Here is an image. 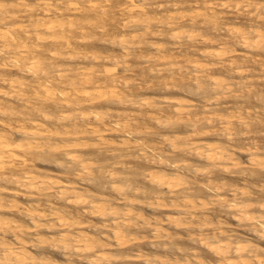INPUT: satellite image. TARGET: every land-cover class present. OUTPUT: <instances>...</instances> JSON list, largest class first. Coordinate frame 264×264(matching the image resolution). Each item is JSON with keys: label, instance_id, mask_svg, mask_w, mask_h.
Here are the masks:
<instances>
[{"label": "rangeland", "instance_id": "374dc122", "mask_svg": "<svg viewBox=\"0 0 264 264\" xmlns=\"http://www.w3.org/2000/svg\"><path fill=\"white\" fill-rule=\"evenodd\" d=\"M1 1L2 0H0V7H3L4 9H1L2 12L0 13L1 16L0 18H2L3 17L2 15L4 14L7 20H5L6 22L4 21L3 23V21L0 19L1 20L0 30H2L3 32L5 31L4 33L6 34L8 33V31H15V29L20 30L22 27L31 28L33 24V22H31L32 20L41 19L40 14L42 12L41 10L44 9V6H42L43 8L41 7L43 3L40 0L39 1L27 0L24 5H20L19 0H13V1L4 0L2 2ZM14 1L17 6H15V4H12V2L14 3ZM63 1L64 0L61 1L52 0L51 4L53 3L52 6L54 8L60 7L53 9L55 11L58 9V13L61 12V15L63 14L65 17L64 18L58 17L57 15L59 14L58 13L54 14L55 13L54 11L50 13L49 16L50 19H44L42 23L43 22L51 23L59 20L70 21V19L77 22L78 20V22L84 23V25H86L85 27H88L89 30H91L90 31L91 33L88 34L89 37L87 39V42H85L86 47L82 49L79 56L75 60L48 59L50 60L47 61L48 63L51 64L53 63L52 64V69L54 70L53 74L56 75L57 74L56 71L59 69H68L71 66H78V65L79 67L85 66L84 67L85 69L88 68L96 72H100L102 73L101 76H108L109 74H111L108 77L112 76L116 79V84H115L117 87L116 93H118L120 97L122 96L124 97L125 103H119L114 101V97L110 95V97H108L107 99L100 100V102L96 103V105L92 104L94 105V107L92 105L91 106L87 105L88 103L86 104V106L83 104L82 109H79L78 110L79 112L76 111L73 114L74 117L76 118L78 117V122H80L82 126L88 125L87 123L92 122L93 126L88 127V129H90L91 127L95 128L97 126L101 130L105 129L104 131L107 132V133L105 132L104 137L103 136L91 137L89 139L91 140L89 143L90 146L84 147V149L83 148L69 149L70 152H73L74 154L78 150L76 155H78V153L81 152L78 156L84 158L85 160L86 159L89 161L92 160L93 169L91 168L92 167L91 166L90 174L84 173L83 176L81 177L76 175V173L78 172L77 170L78 167H76V165L78 164L74 163V161L72 160H68V155L65 156L66 154H64L63 149L61 151L59 150L54 151L53 148H47L46 151L48 153L45 154L44 152L46 151H44L42 155L45 156L38 158L39 161L36 159L37 161H35V163L37 165L38 172H42L40 170L41 168L44 172L48 171L52 173L53 176L56 177V179L58 178V180H60L61 182L70 185L72 184L71 185L72 187L74 188L77 187L82 191H84V194L89 196L90 200L92 199V197H94L93 198L94 201L95 200L103 201L104 198L105 199L108 198L106 200L108 201L107 202L108 205H110L111 208H115L113 206H116V210L119 212L120 215L118 214L116 216L110 215L111 217L103 216L106 217L105 219L103 217L100 218V216H94L90 212V206L85 208V206L77 207L78 205H74L73 203H70L71 204L70 205L69 202L67 203V201H64L60 199L58 196H56L54 192L50 193L51 196L48 195L47 192L46 193L44 192L45 193L44 195L43 193H37L36 191L34 192L27 190L21 186L16 185V183L14 184V182L12 183L11 181L8 180L5 181L0 179V193L4 203H6L9 206L18 205L20 206V210L21 209L23 210L25 207L32 206V204L44 206L46 208H48L50 205L54 206L55 204V207L59 206L64 210L67 211L70 210L69 212L72 214L71 217L73 218L80 216V219L83 220L84 222L83 224L84 226H81L82 227L81 229L84 230V233L85 231H87L86 233L90 237L93 236L94 238L96 237L100 240H102L103 238L104 242H106L105 240L108 239V236L111 233V231H109L108 233L109 230L108 227L113 225L116 219L117 220L121 219L120 221H122L123 219H128V216L126 215L131 210L133 214H132V218L129 219V221L134 220L132 222L134 224L136 223V225L138 226L137 228L131 227L128 228L129 230H127L128 231L127 236H129L128 239L131 240L130 241L131 243L129 242L128 245L129 247H127L126 249H118L119 247L117 246V242L115 240L110 239L109 243L111 244V246H108V248L105 247L106 249H104V251L108 255L111 254L113 255L114 253L116 255L121 253V251L122 253H124L123 250L127 254L133 256L135 255L138 256V254H143L146 256V258L148 257V259H151L150 260L151 263L149 264H153L154 262H155L154 264H157L158 262H159L158 264H168V263L177 264L179 262L182 264H186L187 261H190V259L191 261H193L198 256L200 260L203 261V264L205 262H206L205 264H218L217 262L219 258L216 257L213 253L209 252V250L199 240L200 237L206 238L208 236L213 235V233H217L221 230L224 231L226 230L225 231L226 236L227 235L233 236L234 237L233 239L236 241V244L238 241H241L242 244L247 243L246 245H251L254 247L258 246L261 248V251H264V246H263L264 238H261L263 236L261 232L259 234L260 237H258L259 229L261 227V224L259 223L262 222L264 223V199H263L264 198V156H263L264 155V132H263L264 131V124H263L264 123V102H263L264 101V68H263L264 50H262L263 48L257 50L256 48L254 50L249 47L246 48L242 44V42H240L241 38L236 37V35L233 34L232 32L233 30H237V31H248L252 33L253 32L252 30H254L256 27L258 29L261 28V30L264 32V16H263L264 0H227V1L226 0H204V1L203 0H169V1L168 0H147V1L146 0L144 1L143 0H139V1L110 0L109 3H107L108 4L107 7L109 9L105 8V11L107 10L106 14L101 13L102 15H100L99 13H91L89 14L88 17L84 16V14H81L77 17L71 14L72 12H69L66 9V7L70 9L68 4L66 3L67 0L64 1V3ZM210 2L213 3L212 7L214 11H216L213 12L219 15L217 19L214 18L215 19L214 21L213 18L211 17L212 13H209L212 11L211 8L209 7L211 5ZM258 6H260V9ZM131 7H138L142 11L140 13L138 12L139 14L137 12L132 14H129L128 12L123 13L124 8L128 9ZM257 7H258L257 10H261V11L258 12L256 10ZM38 11L40 12L38 13ZM5 12H9L10 15L7 13H6L7 15H5ZM185 12L190 14L187 15L185 14ZM193 12L196 14H194ZM205 12L207 13V15L205 16H208L209 20L207 18H203L201 15L197 16V13L205 14ZM141 13L148 15H142ZM12 14L14 16H11ZM253 14L255 15L253 16ZM257 14H261V15L257 16ZM34 15L37 17H35ZM98 15H100L101 19H98L99 18ZM128 17L132 19H129ZM8 19L11 20L9 21ZM210 19L212 21H210ZM86 20H88L89 22ZM133 20H137V21L134 22ZM165 20L166 23H164L163 25V23L161 22H164ZM132 22L137 23V25L134 23L132 24ZM17 23H19L20 26L21 25L22 26L18 27L19 24L17 25ZM22 23H24V25ZM123 23L128 24L125 25L127 26L125 28H127L129 32H127L128 30L123 27L124 25ZM2 24L5 25L3 26ZM100 24H102L103 26ZM104 25H109L110 27L107 26L106 29ZM116 25L120 28H118ZM214 26L215 29H213ZM99 29L102 30L100 31ZM144 32L145 34H143ZM123 35H125V37H123ZM175 35H177V38H175ZM108 36H110L109 37L110 39L108 38ZM134 36H136V38H134ZM141 36L145 38H142ZM113 37L114 39H112ZM126 37L128 44H122L121 39L124 38L126 39ZM8 38H9V33L5 39ZM141 38L142 40L143 39L144 40L141 41ZM235 41L239 43H236ZM119 44L121 45L119 46ZM127 45L128 48L126 47ZM2 46H3V40L0 39V49ZM48 47L52 49L51 46ZM48 47L47 49L49 50ZM159 47H161V50ZM224 47L230 51L231 49L232 51L235 50L236 51V52L234 51L235 54H233L234 53L233 52L232 54H229L226 58L223 59L222 58L217 59L216 57L214 58V56L213 58H210L211 56L210 57L207 56L205 58L204 56H202V52H205L207 50L215 51L217 49ZM125 51L128 52L126 53ZM128 53H130L131 56ZM1 55L4 54L0 53V61L4 62V60H1V57H3ZM192 56H194V58L199 60L201 65H203L206 68L204 67L202 68L201 65L196 67L195 64L187 63L186 60L189 58H193ZM174 61L177 62L174 63ZM9 68L4 69V71L0 69V72L1 71L4 72L5 77L6 78L8 77L7 78L8 80L10 78L12 80H15L14 79L16 77L15 75L18 74L19 75L22 74L21 76L27 79L28 78L35 79V76L43 75L39 71V69L41 70L42 67L41 66L34 67L35 68L34 69L32 67V64L27 65L22 71H18V74L16 73L17 72L16 70L14 71L11 68L10 69ZM29 68H32L34 71H36V73L34 71L29 72ZM239 69L241 70L242 73L239 71ZM238 71L240 74L238 73ZM11 72L14 73L11 74ZM106 72H109L108 75ZM9 74H11L12 77ZM216 78L218 80L221 79L225 80L224 82H226L228 87L231 88L227 87L229 90L226 88V90H224L225 92L224 91L217 92L214 89L215 86H213L214 79ZM9 85L11 86L12 84L10 82L1 83V87H3L4 89L6 87L10 88ZM9 88L7 89L8 91ZM179 98L183 99L185 103L194 104L195 106H197V108L191 110L192 112L190 111L191 117L187 112L183 114L184 117L182 118L178 117V114L176 112L177 107L171 103L173 102V100ZM130 100H132V102H130ZM207 104L209 106H207ZM95 111L109 113L108 116L110 117L107 116V119H104L103 122L100 124V122L95 121V118H93L94 115L92 113H94ZM193 112H195V115L196 114L198 115L195 116ZM54 116L52 117L53 121L49 122V124L52 126V128H49V130L53 132H55L56 129H59L56 127L62 123V122H57V118L56 117L54 118ZM84 117H86V119ZM227 117L228 119L231 118L230 122H232L230 123L228 129H226L225 126ZM14 119H16V117ZM126 119L127 122H130L132 125H136V127L134 126L131 134L129 133L124 134V132H120V131L111 132L110 134L108 130L117 129L116 128L117 124H121V123L125 124ZM193 120H196L197 122ZM195 122L198 124H196ZM63 123H65L67 126L71 125V121L63 122ZM223 128L225 131L223 130ZM70 130H72V128H70ZM11 138L15 140H21L19 134L18 135L14 134L13 136L11 135ZM53 138L54 139L50 141L51 143L50 146L58 143L63 145L64 143L65 144L67 142L71 143L73 141L72 139H68L66 141L65 139L61 140L62 137L59 136L58 137L54 136ZM125 139H128V141L130 140V142L129 145L123 146L122 142ZM102 140L107 144H103ZM168 140L170 142H168ZM172 140L174 141L173 142L174 145L173 143H171ZM195 142L196 144L200 143L204 145L210 144V146L214 145V147L216 146L222 147L224 145L223 148H227V150L231 153L232 160L211 162L206 160V158L195 156L196 153L192 151L195 150V146H194ZM93 144L96 145V147H93L94 146ZM190 148L192 150H190ZM252 149L253 151H251ZM69 150H67V152ZM49 151L51 153L53 152L54 154L53 153L51 154ZM254 151L257 153V156L255 155L256 153L254 154ZM21 155L25 156L24 152H22ZM52 155L54 156V158ZM51 158L53 160L55 159V161L51 160ZM56 158L59 163L56 162ZM27 159H29V157H27ZM43 159H45L46 161H43ZM48 159H50L51 161ZM78 169H81V167ZM75 170L77 171L75 172ZM92 170L93 171L95 170V172H93ZM170 173L171 175H169ZM91 174L94 175L95 178ZM112 174L115 175L114 178L118 177V180L112 178L111 177ZM85 175H87L88 177L90 175L91 180H89L88 177H84ZM158 175L159 176L168 175L169 177L171 176L174 178L177 177L178 179H176L175 181L177 182L176 185L177 184L178 185L174 189L175 191L170 193V191L167 189L166 186L160 185V183L157 182L158 179L155 180L154 178L155 176ZM92 179L93 180L96 179V180L93 182ZM125 180L127 182H125ZM118 181L120 183H117ZM117 185H120L122 190H118L120 187ZM191 190H193V192ZM242 191L247 195L244 196ZM173 194L176 195L173 196ZM186 195L196 200L197 202L196 210L191 207H188L187 209V207L184 205V202L182 201L181 198H184ZM32 196H34L35 201ZM14 197H16L17 199ZM125 197H128L130 202L131 201L133 202L131 203V205L133 204L132 206H130V203L128 201L124 200ZM158 198L161 200H159ZM173 199L174 201H172ZM157 200H159L160 202H158ZM19 201L21 202V205ZM39 201H41L40 204L38 203ZM171 201L174 202V204L178 207H174L173 206L174 204L172 203L171 205L172 207L170 206L169 209V204H171ZM249 201L252 203V205ZM156 202L160 203V208H159V204ZM162 204H164L165 209H163V207L161 208ZM224 204L225 206L228 204L226 206L227 207L226 209L224 208ZM165 205H167L168 208H166L167 206ZM179 206L180 207L182 206L183 209L180 208ZM238 206L240 207L247 206L245 210L246 213L242 214V212L238 211L237 209ZM184 207L187 210L184 209ZM84 209L87 210L85 211ZM132 209H134V212ZM189 210L192 213H193L192 210L198 212L196 213L194 211L195 214L193 213L194 215H192L190 214L191 212ZM16 212L17 210L14 209L11 210L7 209L6 211H4L5 215L12 214V216H10L9 219L18 220L19 221L18 224H23L25 226L28 225L30 227H33V224L31 223L29 218H27L23 214H19ZM91 214L93 216H91ZM246 217H249L248 219L250 221L248 219L245 220ZM256 218L259 221H256ZM175 221H179L178 223L179 224L181 223V225L183 224V226H180L178 224L176 225ZM222 221L225 222L223 223ZM252 221H255L256 223ZM87 222L89 224L94 222V224L92 223V225H89L87 224ZM161 222H163V224ZM184 223L185 224L187 223V225L185 226ZM251 224H253V227L249 228V226H252ZM258 225H260V227ZM252 228L253 231L258 230L256 231L258 233L254 234L255 232L252 231ZM56 229H55L56 231L41 230L40 233L43 236V238L45 237L52 238V237H56L57 234H58L57 237H59L60 235L66 232V230H63L59 226ZM58 229L59 230L61 229L60 231L62 233L61 232L58 233L59 231ZM81 229L79 230L75 229L76 232L75 230L74 231L71 230L70 233L72 232L73 234H75L79 232ZM105 229L107 230L105 231ZM102 232L103 234H106V236L103 235ZM192 235L195 236L196 238L192 237ZM11 236L12 235H7L5 240L7 242L9 241L8 244L10 243L16 245L17 242L15 237L14 236L11 237ZM25 237H26V241L30 240L29 245L27 243V248H25L27 251L26 250L25 251L28 254L32 253L37 257L40 258L42 257V259H45V262L47 261L46 264L57 263L56 262L57 260L59 264H67L68 262H69L68 264H71V262L72 264L74 263L89 264L88 260L81 254L82 252L77 253L75 251L73 252L64 251L63 249H61L60 246H56L54 243L52 244L49 243L50 246L48 244H41L38 240H35L36 239L35 236L30 237L29 235H26ZM136 237L141 239H138ZM143 238L145 242L144 241L141 242ZM134 239L136 240V242ZM170 239H172L171 241L172 244H170L171 242H169ZM196 239L197 241H195ZM247 239H249L250 241ZM247 241H249V244ZM252 242L253 244H251ZM112 244L115 245L112 246ZM38 246L40 248H38ZM54 247H58V248L55 249ZM148 253L150 254V256ZM194 253L196 254L194 255ZM68 254L71 255V257ZM151 254L153 258H150ZM80 255L81 258L83 257L84 258L80 259ZM159 256L162 257L160 258ZM177 256L181 261L177 260L178 259ZM262 256H264V252L262 253ZM192 257L194 258L192 259ZM261 258L264 260L263 257ZM166 260L167 261L170 260V262H167ZM61 261H63V263ZM122 262H126V261L123 260ZM139 262L140 261L136 262V260L135 261L133 260L132 263L130 264H147L145 263V261L144 262L142 261L140 263ZM120 264L123 263L120 262Z\"/></svg>", "mask_w": 264, "mask_h": 264}, {"label": "bare ground", "instance_id": "6f19581e", "mask_svg": "<svg viewBox=\"0 0 264 264\" xmlns=\"http://www.w3.org/2000/svg\"><path fill=\"white\" fill-rule=\"evenodd\" d=\"M4 1V0H2ZM1 1V2H2ZM13 1V0H11ZM27 0H19V4L20 5H24L25 2ZM32 1V0H31ZM35 1H39V0H35ZM44 6V9L41 10V19H37V20H32L31 22H33L32 27L30 28H21L20 30L15 29V31H8L9 33V38L5 39L8 36V33H4L2 30H0V39L3 40V46L0 49V53H3L4 55H1L3 57H1V60H4V62L0 61V69H2V71H4V69L6 68H11L12 70H16L17 74L18 71H22L27 65L32 64V67H39L41 66L42 69L39 71L41 72V76H35V79H27L24 78L21 75H15L16 77L14 78L15 80H12L11 78L8 80L5 77L4 72H0V179L5 180V181H11L12 183L14 182V184L16 183V185L21 186L27 190L30 191H36L37 193H43L45 195V193L47 192L48 195H50V193L54 192L56 194V196H58L60 199L67 201V203H73L74 205H78L79 206H85L88 207L90 206V212L94 215V216H100V218H102L103 216H112V215H120L119 212L116 210V206H113L115 208H111L110 205H108V201H106L107 199L104 198L103 201H99V200H95L94 201V197H92V199L90 200L89 196H87L86 194H84V191H82L79 188H74L72 187L70 184L61 182L60 180H58V178L56 179V177L53 176L52 173L48 172H44L41 168L40 170L42 172H38L37 170V165L35 163V161L38 160V158L40 157H44L42 155V153L44 151L47 150V148H53L54 151H61L63 149L64 154H66L65 156L68 155V160H72L74 161V163L78 164L76 165L77 170H78V174L76 173V175H78L79 177L83 176V174L87 173L90 174L91 170L90 167L93 169V162L92 160H85L82 157H79L78 155L81 153L74 154L73 152H70V148H78V149H84V147H88L90 146V141L89 140L91 137H104V134L106 131L101 130L100 128H98L97 126L95 128H90L88 129V127L93 126L92 122L87 123L88 125L82 126V124H80V122H78V117H74V113L76 111H78L79 109H82V105L84 104L86 106L89 105L91 106L92 104H95L100 102V100L102 99H107L108 97H110V95H112L114 97V101L119 102V103H125L124 102V97H120V95H118V93H116V79L112 76L108 77V73L106 72L108 76H101L102 73L100 72H96L92 69H88V68H84V67H79L78 66H71L68 69H59L56 71V75L53 74L54 70L52 69V64L48 63L47 61H50L48 59H71V60H75L80 52L82 51L83 48L86 47L85 42H87L88 39V34H90L91 30H89L88 27H85L86 25H84V23L82 22H77L74 20L67 21V20H59L56 22H49V23H42V21L44 19H50V13L54 12L55 8H60V7H53L51 4L52 0H40ZM59 1V0H57ZM61 1V0H60ZM66 1V0H64ZM63 1V3H64ZM110 0H67L66 3L68 4V6L70 7V9H68L66 7V9L69 12H72L71 14L75 15L76 17L84 14V16L88 17L89 14L91 13H99L100 15L106 14L107 10L105 11V8L107 7V3H109ZM118 1V0H117ZM139 1V0H138ZM144 1V0H143ZM147 1V0H146ZM169 1V0H168ZM204 1V0H203ZM227 1V0H226ZM55 2V1H54ZM254 2V1H252ZM5 3V2H4ZM11 3V2H10ZM59 3V2H58ZM62 3V2H61ZM62 3V4H63ZM106 3V4H105ZM111 3V2H110ZM117 3V2H116ZM207 3V2H206ZM3 4V3H2ZM12 4H15L12 2ZM18 4V3H17ZM32 4V3H31ZM37 4V3H36ZM174 4V3H173ZM209 4V3H208ZM210 8H211V12L212 13L211 17L213 18V21L215 20L214 18H218L219 15H217V13H214L216 11H214L213 9V3L210 2ZM228 4V2H227ZM39 5V4H38ZM64 5V4H63ZM143 5V4H141ZM15 6H17L15 4ZM140 6V5H139ZM20 7V6H18ZM150 7V6H149ZM225 7V6H224ZM247 7V6H246ZM250 7V6H249ZM255 7V6H254ZM260 9V6H258ZM258 7L256 8V10L258 9ZM17 8V7H16ZM15 8V9H16ZM23 8V7H22ZM43 8V7H42ZM41 8V9H42ZM54 8V9H53ZM146 8V7H145ZM173 8V7H172ZM222 8V7H221ZM248 8V7H247ZM1 9H4L3 7H0V13L2 12ZM109 9V8H108ZM137 9V10H136ZM144 9V8H143ZM207 9V8H206ZM19 10V9H17ZM16 10V11H17ZM117 10V9H116ZM136 10V11H135ZM217 10V9H216ZM245 10V9H244ZM6 11V10H5ZM10 11V10H9ZM14 11V10H13ZM25 11V10H24ZM142 10L138 7H131V8H124L123 13H140ZM198 11V10H197ZM203 11V10H202ZM214 11V12H213ZM224 11V10H223ZM258 12L261 10H257ZM12 12V11H11ZM18 12V11H17ZM40 11H38L39 13ZM60 12V11H59ZM111 12V11H110ZM109 12V13H110ZM145 12V11H144ZM187 12V11H186ZM185 14H190V13H186ZM200 12V11H199ZM4 13V12H3ZM10 15L9 12H5V15L7 14ZM13 13V12H12ZM25 13V12H24ZM37 13V14H38ZM58 13V9L55 11L54 14ZM63 13V12H62ZM116 13V12H114ZM113 13V14H114ZM122 13V12H121ZM138 13V14H139ZM194 13V12H193ZM202 13V12H201ZM201 13H197V16L201 15L203 18H207L208 16L207 13L205 12V14H201ZM257 13V12H256ZM255 13V14H256ZM14 14V13H13ZM11 16H14V15ZM33 14V13H32ZM59 15H57L60 18H64L65 16L62 14L61 12L58 13ZM112 14V15H113ZM142 14V13H141ZM196 14V13H194ZM253 14V16L255 15ZM2 15V14H1ZM96 15V14H95ZM94 15V16H95ZM100 15H98V19L100 18ZM142 15H148V14H142ZM192 15V14H191ZM209 15V14H208ZM260 16L261 14H257V16ZM3 17L0 18L3 23L5 20H7V18L4 16V14L2 15ZM10 16V17H11ZM32 16V15H31ZM35 16V15H34ZM127 16V14H126ZM125 16V17H126ZM264 16V15H263ZM1 17V16H0ZM8 17V16H7ZM9 17V18H10ZM26 17V16H25ZM37 17V16H35ZM68 17V16H66ZM93 17V16H92ZM104 17V16H102ZM116 17V16H115ZM118 17V16H117ZM130 17V16H129ZM128 17V18H129ZM133 17V16H131ZM135 17V16H134ZM150 17V16H149ZM148 17V19H149ZM169 17V16H167ZM252 17V14H251ZM250 17V18H251ZM262 17V16H261ZM15 18V17H14ZM71 18V17H69ZM75 18V17H74ZM72 18V19H74ZM97 18V16H96ZM123 18V17H122ZM145 18V17H143ZM171 18V17H170ZM28 19V18H27ZM34 19V18H33ZM78 19V18H77ZM90 19V18H89ZM104 19V18H103ZM132 19V18H129ZM135 19V18H134ZM221 19V18H220ZM261 19V18H260ZM259 19V20H260ZM0 20V21H1ZM9 20V19H8ZM11 20V19H10ZM9 20V21H10ZM25 20V19H24ZM54 20V19H52ZM76 20V19H75ZM92 20V19H91ZM113 20V19H112ZM138 20V19H137ZM137 20H133L134 22H136ZM144 20V19H143ZM156 20V19H155ZM164 20V19H163ZM206 20V19H205ZM209 20V19H208ZM88 21V20H86ZM97 21V20H95ZM106 21V19H105ZM114 21V20H113ZM125 21V20H124ZM139 21V20H138ZM151 21V19H150ZM158 21V20H157ZM210 21H212L210 19ZM6 22V21H5ZM30 22V23H31ZM89 22V21H88ZM87 22V23H88ZM92 22V21H91ZM132 22V24L134 23ZM142 22V20H141ZM193 22V21H192ZM205 22V21H204ZM121 23V22H119ZM166 23V20L164 22ZM19 23H17L18 25ZM24 25V23H22ZM117 24V23H116ZM124 24V23H123ZM127 24V23H126ZM126 24L123 25V27H127L125 26ZM137 25V23H134ZM3 25V24H2ZM1 25V26H2ZM5 25V24H4ZM3 25V26H4ZM8 25V24H6ZM15 25V24H14ZM16 25V26H17ZM102 25V24H100ZM128 25V24H127ZM176 25V24H175ZM20 26V24L18 25V27ZM22 26V25H21ZM20 26V27H21ZM103 26V25H102ZM105 28L109 25H104ZM117 26V25H116ZM208 26V25H207ZM211 26V25H210ZM218 26V25H217ZM14 27V26H12ZM96 27V26H95ZM118 27V26H117ZM220 27V26H219ZM226 27V26H225ZM115 28V27H114ZM120 28V27H118ZM129 28V26H128ZM218 28V27H217ZM230 28V27H229ZM94 29V28H93ZM92 29V30H93ZM104 29V28H103ZM107 29V28H106ZM127 29V28H125ZM215 29V26L214 28ZM11 30V28H10ZM100 30V29H99ZM102 30V29H101ZM100 30V31H101ZM105 30V29H104ZM128 30V29H127ZM228 30V29H227ZM123 31V30H122ZM182 31V30H180ZM184 31V30H183ZM186 31V30H185ZM220 31V30H219ZM232 31V30H231ZM253 34L251 32L248 31H237V30H233V34L236 35V37L241 38L242 44L247 48H251V49H260L263 48L262 50H264V32L260 29H258L257 27L252 30ZM129 32V30L127 31ZM148 32V31H147ZM93 33V32H92ZM112 33V32H111ZM126 33V32H125ZM157 33V32H156ZM183 33V32H182ZM181 33V34H182ZM140 34V33H139ZM145 34V32L143 33ZM141 34V35H143ZM200 34V33H199ZM218 34V33H217ZM238 34V35H237ZM107 35V34H106ZM138 35V34H136ZM178 35V34H177ZM177 35H175V38H177ZM145 36V35H143ZM191 36V35H190ZM196 36V35H195ZM209 36V35H208ZM233 36V35H232ZM231 36V37H232ZM253 36V37H252ZM110 36H108L109 38ZM120 37V36H119ZM123 37H125V35H123ZM142 37V36H141ZM224 37V36H223ZM222 37V38H223ZM122 38V37H121ZM134 38H136V36H134ZM145 38V37H142ZM141 38V41H143ZM192 38V37H191ZM209 38V37H208ZM238 38V39H239ZM110 39V38H109ZM114 39V37L112 38ZM185 39V38H184ZM212 39V38H210ZM230 39V37H229ZM236 39V38H235ZM237 39V40H238ZM120 40V39H119ZM196 40V39H195ZM209 40V39H208ZM234 40V39H233ZM112 41V40H109ZM182 41V40H181ZM206 41V39H205ZM122 44H128L127 41V37L126 39H121ZM131 42V40H130ZM140 42V41H137ZM208 42V41H207ZM205 42V43H207ZM213 42V41H211ZM216 42V41H214ZM219 42V41H218ZM236 43H239L237 41H235ZM88 44V43H87ZM133 44V43H131ZM241 44V45H242ZM2 45V44H1ZM121 44H119L120 46ZM208 45V44H207ZM212 45V44H211ZM225 45V44H223ZM48 46H51L52 49H50ZM88 46V45H87ZM132 46V45H131ZM136 46V45H135ZM139 46V45H138ZM227 46V44H226ZM229 46V45H228ZM235 46V45H234ZM47 47L49 48V50L47 49ZM128 48V45L126 46ZM142 47V46H140ZM230 47V46H229ZM232 47V45H231ZM123 48V46H122ZM121 48V49H122ZM126 48V49H127ZM161 50V47H159ZM242 49V48H241ZM245 49V48H244ZM250 49V50H251ZM125 50V49H124ZM123 50V51H124ZM205 50V49H204ZM163 51V50H162ZM161 51V52H162ZM165 51V50H164ZM176 51V50H175ZM235 51V50H234ZM234 51L227 50V48H220L217 49L215 51H205L202 52V56L207 57V56H211L210 58H214L216 57L217 59L219 58H226L229 54H232ZM126 52V51H125ZM128 52V51H127ZM126 52V53H127ZM131 52V51H130ZM152 52V51H151ZM236 52V51H235ZM235 52L233 54H235ZM159 53V52H157ZM165 53V52H164ZM167 53V52H166ZM239 53V52H238ZM130 55V53H128ZM152 54V53H151ZM161 54V53H159ZM253 54V53H252ZM261 54V53H260ZM123 55V53H122ZM166 55V54H165ZM247 55V54H245ZM255 55V54H254ZM131 56V55H130ZM164 56V55H163ZM191 56V55H190ZM264 56V55H263ZM124 57V56H123ZM127 57V56H126ZM125 57V58H126ZM153 57V56H152ZM155 57V56H154ZM170 57V56H169ZM193 58H189L186 60L187 63L190 64H195L196 67L200 66L201 63L199 62V60H197L196 58H194V56H192ZM246 57V56H245ZM120 58V57H119ZM118 58V59H119ZM163 58V57H162ZM168 58V57H167ZM171 58V57H170ZM203 58V59H204ZM169 59V58H168ZM208 59V58H207ZM221 59V60H222ZM233 59V58H232ZM231 59V60H232ZM95 60V59H94ZM115 60V59H114ZM165 60V59H163ZM235 60V59H234ZM33 61V62H32ZM53 61V60H52ZM217 61V60H216ZM96 62V61H95ZM177 61H174V63ZM215 62V61H214ZM219 62V61H218ZM74 63V62H73ZM236 63V62H235ZM55 64V63H54ZM61 64V63H60ZM59 64V65H60ZM86 64V63H85ZM91 64V63H90ZM121 64V63H120ZM162 64V63H160ZM232 64V63H231ZM89 65V64H88ZM108 65V64H106ZM125 65V64H124ZM212 65V64H211ZM9 66V67H8ZM112 66V65H111ZM202 68L204 67L203 65H201ZM60 67V66H59ZM87 67V66H86ZM132 67V66H131ZM9 68V69H10ZM206 68V67H204ZM227 68V67H226ZM242 68V67H241ZM264 68V67H263ZM35 69V68H34ZM104 69V68H103ZM196 69V68H195ZM6 71V70H5ZM34 71L32 68H29V72ZM103 71V70H102ZM239 71L241 72V70L239 69ZM238 71V73H239ZM243 71V70H242ZM245 71V70H244ZM250 71V70H249ZM26 72V71H25ZM28 72V73H29ZM36 73V71H34ZM104 72V71H103ZM126 72V71H125ZM14 72H11V74ZM22 73V72H21ZM177 73V72H176ZM231 73V72H230ZM242 73V72H241ZM11 74H9L11 76ZM24 74V73H23ZM180 74V73H179ZM202 74V73H201ZM240 74V73H239ZM244 74V73H243ZM37 75V74H36ZM105 75V74H104ZM156 75V74H155ZM227 75V74H226ZM252 75V74H251ZM8 76V75H7ZM12 77V76H11ZM18 77V78H17ZM242 78V77H241ZM221 79V78H220ZM31 80V81H30ZM234 80V79H233ZM225 80H218L217 78L214 79V84L213 86L214 89L218 92L220 91H224L226 90V88L228 87V85L226 84V82H224ZM10 82L12 85L9 88V91L7 90L8 88L6 87L5 89L3 87H1V83H7ZM202 82V81H201ZM229 82V80H228ZM237 82V81H236ZM251 82V81H249ZM36 84V85H35ZM205 85V84H204ZM246 85V84H245ZM249 85V84H248ZM247 85V86H248ZM5 86V84H4ZM232 86V85H231ZM234 86V85H233ZM231 88V87H228ZM227 88V89H228ZM250 89V88H249ZM149 90V89H148ZM229 90V89H228ZM225 92V91H224ZM175 93V92H174ZM148 94V93H147ZM208 95V94H207ZM221 95V93H220ZM228 95V94H227ZM183 96V95H182ZM219 96V95H218ZM137 97V96H136ZM180 97V96H179ZM196 97V96H195ZM200 97V96H199ZM202 97V96H201ZM206 97V95H205ZM249 97V96H248ZM241 98V97H240ZM241 100V99H240ZM259 100V99H258ZM263 100V99H262ZM152 101V100H151ZM168 101V100H167ZM249 101V100H248ZM129 102V100H128ZM130 102H132V100H130ZM187 102V101H186ZM244 102V101H243ZM264 102V101H263ZM248 103V102H247ZM259 103V102H258ZM171 104H174L177 107V114L179 118L184 117L183 114L185 112H187L190 114V111L194 108H197V106H195L194 104H188L185 103V101L183 99H175L173 100V102ZM243 104V103H242ZM262 104V103H261ZM105 105V104H104ZM114 105V104H113ZM148 105V104H147ZM94 107V105H92ZM207 106H209L207 104ZM241 107V106H240ZM224 108V107H223ZM227 108V107H226ZM229 108V107H228ZM239 108V107H238ZM243 109V108H242ZM244 110V109H243ZM59 111V112H58ZM231 111V110H230ZM79 112V111H78ZM163 112V111H162ZM192 112V111H191ZM86 113V112H85ZM84 113V114H85ZM88 113V112H87ZM91 113V112H90ZM197 113V112H196ZM94 115L93 118H95V121L100 122V124L103 122L104 119H107V116L109 115V113H104V112H94L92 113ZM193 114L195 115V112H193ZM55 115V116H54ZM86 115V114H85ZM88 115V114H87ZM193 115V116H194ZM198 115V114H196ZM195 115V116H196ZM54 116V118H57V122H62L59 126H55L56 129L55 132L49 130V128H52V126L49 124L50 121H53L52 117ZM188 116V115H187ZM16 117V119L14 118ZM110 117V116H108ZM177 117V120H178ZM191 117V116H190ZM86 119V117H84ZM88 118V116H87ZM126 118V117H125ZM124 118V119H125ZM230 118V117H229ZM90 119V118H89ZM123 119V117H122ZM129 119V118H127ZM126 119V123L125 124H117L116 128L117 129H111L108 130L111 134V132H115V131H120V132H124V134H131V132L133 131L134 126L136 127V125H132L130 122H127ZM185 119V118H184ZM190 119V118H189ZM231 119V118H230ZM230 119L226 120V129L229 128L230 123ZM249 119V118H248ZM83 120V119H82ZM131 120V119H130ZM152 120V119H151ZM223 120V118H222ZM241 120V119H240ZM71 121V125H66L63 122H70ZM85 121V120H84ZM83 121V122H84ZM120 121V120H119ZM118 121V122H119ZM196 121V120H193ZM197 122V121H196ZM195 122V123H196ZM120 123V122H119ZM222 123V122H221ZM240 123V122H239ZM95 124V123H94ZM97 124V123H96ZM99 124V125H100ZM105 124V123H104ZM112 124V123H111ZM116 124V122H115ZM184 124V123H183ZM198 124V123H196ZM254 124V123H253ZM262 124V123H261ZM264 124V123H263ZM110 125V124H109ZM185 125V124H184ZM222 125V124H221ZM197 126V125H196ZM54 127V128H55ZM187 127V126H186ZM62 128V129H61ZM70 128H72V130H70ZM225 128V127H224ZM223 128V130H224ZM256 129V128H255ZM142 130V129H141ZM225 131V130H224ZM255 131V130H254ZM259 131V130H258ZM176 132V131H175ZM186 132V131H185ZM191 132V131H190ZM264 132V131H263ZM57 133V134H56ZM107 133V132H106ZM139 133V132H136ZM182 133V132H181ZM210 133V132H209ZM14 134L18 135L21 137V140H15L13 138H11V135L13 136ZM134 134V133H133ZM188 134V133H187ZM251 134V133H250ZM245 135V134H244ZM54 136H59L62 137L61 140H68V139H72L73 141L71 143L67 142L66 144L64 143L63 145H61L60 143L58 144H53L52 146H50V141H52L54 138ZM168 136V135H167ZM141 137V136H140ZM200 137V136H199ZM125 138V137H124ZM218 138V137H217ZM57 139V138H55ZM173 139V138H172ZM224 139V138H223ZM238 139V137H237ZM246 139V138H245ZM234 140V139H233ZM242 140V139H241ZM247 140V139H246ZM255 140V139H254ZM108 141V140H107ZM203 141V140H201ZM222 141V140H221ZM250 141V140H249ZM103 142V140H102ZM111 142V141H110ZM130 140L128 141V139H125L122 142V145H129ZM168 142H170L168 140ZM174 141L172 140L171 143H173ZM113 143V142H112ZM111 143V144H112ZM147 143V142H146ZM176 143V141H175ZM208 143V142H207ZM215 143V142H214ZM236 143V142H235ZM103 144H107L105 142H103ZM115 144V142H114ZM113 144V145H114ZM226 144V142H225ZM94 145V144H93ZM92 145V146H93ZM172 145V144H171ZM174 145V143H173ZM217 145V144H216ZM221 145V144H220ZM223 145V144H222ZM110 146V145H108ZM195 150H192L190 148V150L194 151L196 153L195 156L201 157V158H206V160L211 161V162H221V161H230L232 160V156L231 153L227 150V148H223L224 145L222 147L220 146H210V144L208 145H204V144H196L195 142ZM93 147H96V145H94ZM174 147V146H173ZM176 147V146H175ZM90 148V147H89ZM235 148V147H234ZM233 148V149H234ZM257 148V147H256ZM87 149V148H85ZM181 149V148H180ZM42 150V151H39ZM67 150H69L67 152ZM261 150V149H260ZM168 151V150H167ZM249 151V150H248ZM253 151V149L251 150ZM24 152L25 156L21 155V153ZM41 152V153H40ZM50 152V151H49ZM61 152V153H63ZM241 152V151H240ZM259 152V151H258ZM45 154L48 153L47 151L44 152ZM51 153V152H50ZM49 153V155H50ZM53 153V152H52ZM51 153V154H52ZM56 153V152H55ZM60 153V154H61ZM145 153V152H144ZM250 153V152H249ZM256 152L254 151V154ZM260 153V152H259ZM54 154V153H53ZM101 154V153H100ZM262 154V153H261ZM48 155V154H47ZM249 155V154H248ZM257 156V153L255 154ZM254 155V156H255ZM53 156V155H52ZM178 156V155H177ZM264 156V155H263ZM27 157H29V159H27ZM63 157V156H62ZM156 157V156H155ZM160 157V156H159ZM182 157V156H181ZM54 158V156H53ZM58 158V157H57ZM56 158V162L57 161ZM153 158V157H152ZM257 158V157H256ZM37 159V160H36ZM47 159V158H46ZM135 159V158H134ZM263 159V158H262ZM50 160V159H48ZM47 160V161H48ZM51 160H53L51 158ZM50 160V161H51ZM62 160V159H61ZM39 161V160H38ZM43 161H46L45 159H43ZM55 161V159L53 160ZM71 161V162H72ZM201 161V160H200ZM92 162V163H91ZM161 162V161H160ZM59 163V162H58ZM62 163V162H61ZM210 164V163H209ZM176 165V164H175ZM60 166V165H59ZM39 168V167H38ZM162 169V168H161ZM75 170V172L77 171ZM82 171V173H81ZM93 171V170H92ZM165 171V170H164ZM175 171V170H174ZM95 172V170L93 171ZM178 172V171H177ZM263 172V171H262ZM145 173V172H144ZM205 173V172H204ZM261 173V172H260ZM165 174V173H164ZM92 175V174H91ZM171 175V173L169 174ZM194 175V174H193ZM57 176V175H56ZM94 177V175H92ZM114 174L111 175L112 178H114ZM159 176V175H158ZM155 176V180H157L158 183H160V185L162 186H166L167 189L170 191V193H172L173 191H175L174 189L177 187L176 185V179H178L177 177H169L168 175H160L159 177ZM176 176V175H175ZM59 177V176H58ZM84 177H88L87 175H85ZM89 180L90 179V175H89ZM95 178V177H94ZM127 178V176H126ZM125 178V179H126ZM61 179V178H60ZM116 180H118L117 178H114ZM130 179V178H129ZM210 179V178H209ZM96 180V179H95ZM95 180L92 179V181L94 182ZM124 180V179H123ZM127 180V179H126ZM125 180V182H127ZM4 181V182H5ZM91 181V182H92ZM104 181V180H103ZM130 181V180H129ZM128 181V182H129ZM3 182V181H1ZM156 182V181H155ZM117 183H120L119 181ZM81 185V184H79ZM15 186V185H14ZM83 186V185H82ZM86 186V185H85ZM114 186V184H113ZM116 186V183H115ZM120 187V185H117ZM80 187V186H79ZM5 188V187H4ZM116 188V187H115ZM162 188V187H161ZM193 188V187H192ZM191 188V189H192ZM250 188V187H249ZM11 189V188H10ZM118 189V188H117ZM194 189V188H193ZM118 190H122V188L120 187ZM195 190V189H194ZM229 190V189H228ZM242 190V189H241ZM244 190V189H243ZM247 190V189H245ZM6 191V190H5ZM14 191V190H13ZM22 191V190H21ZM20 191V192H21ZM177 191V190H176ZM193 192V190H191ZM19 192V190H18ZM45 192V193H44ZM86 192V191H85ZM88 192V191H87ZM184 192V191H182ZM195 192V191H194ZM245 192V191H244ZM247 192V191H246ZM3 193V192H2ZM98 193V192H97ZM180 193V191H179ZM243 193V191H242ZM241 193V195H242ZM16 194V193H15ZM25 194V192H24ZM100 194V193H99ZM102 194V193H101ZM159 194V193H158ZM184 194V193H183ZM191 194V193H190ZM236 194V193H235ZM249 194V193H248ZM8 195V194H7ZM28 195V194H27ZM30 195V194H29ZM32 195V194H31ZM39 195V194H38ZM42 195V194H41ZM89 195V194H88ZM104 195V194H103ZM162 195V194H161ZM176 194H173V196ZM181 195V194H180ZM243 195H247L246 193H243ZM262 195V194H261ZM16 196V195H13ZM51 196V195H50ZM10 197V195H9ZM25 197V196H24ZM31 197V196H29ZM34 199V196H32ZM41 197V196H40ZM44 197V196H43ZM178 197V196H176ZM13 198V197H12ZM16 198V197H14ZM42 198V197H41ZM46 198V197H45ZM262 198V197H261ZM17 199V198H16ZM29 199V198H28ZM56 199V197H55ZM159 199V198H158ZM182 201L184 202V205L187 207H191L193 209L196 210L197 207V202L194 198L189 197L188 195H186L184 198H181ZM247 199V198H245ZM259 199V198H258ZM264 199V198H263ZM19 200V199H18ZM126 201H128L130 203H133L132 201H129L128 197H125ZM161 200V199H159ZM159 200H157L158 202H160ZM250 200V199H249ZM255 200V199H254ZM25 201V200H24ZM33 201V200H32ZM35 201V199H34ZM58 201V200H57ZM125 201V202H126ZM174 201V199L172 200ZM171 201V204H169V209L170 206L172 205V203L174 204V202ZM180 201V199H179ZM251 201V200H250ZM249 201V202H250ZM23 202V201H22ZM49 202V201H48ZM47 202V203H48ZM51 202V201H50ZM63 202V201H62ZM113 202V201H112ZM111 202V203H112ZM156 202V203H158ZM214 202V201H213ZM244 202V201H243ZM248 202V203H249ZM20 205L21 202L19 201ZM25 203V202H24ZM39 204L41 203V201L38 202ZM46 203V204H47ZM164 203V202H163ZM251 203V202H250ZM12 204V202H11ZM32 204V203H31ZM44 204V203H43ZM49 204V203H48ZM51 204V203H50ZM159 204V208H160V203ZM168 204V203H166ZM30 205V204H29ZM45 205V204H44ZM57 205V204H56ZM62 205V204H61ZM71 205V204H70ZM115 205V204H114ZM181 205V204H179ZM228 205V204H227ZM226 205V206H227ZM235 205V204H233ZM245 205V204H244ZM252 205V203H251ZM24 206V205H23ZM27 206V205H26ZM46 206V205H45ZM126 206V205H125ZM142 206V205H141ZM167 206V205H165ZM174 207H178L175 204L173 205ZM224 204V208L226 209L227 207ZM237 206V205H236ZM25 207V206H24ZM44 206H40V205H33L32 206H28L25 207L23 210H20V206L18 205H7L6 203H4L3 198L1 197V193H0V264H46L45 259H42V257H37L34 254H28L25 248H27V243L29 245V241H26V235L31 236H35L36 239L38 240L41 244H48L49 243H54L56 246H60L61 249H63L64 251H70V252H82L81 254L88 260L89 264H130L132 263V261L136 260L140 261V262H144L149 264L151 263V259H148V257L146 258L145 255L143 254H138V256H133L130 254H127L124 250L122 253L116 254L115 253L112 255H108L105 253L104 249L108 248V246H111V244L109 243V240H115L117 242V246L119 247L118 249H126L127 247H129V242L131 241L130 239H128L129 236H127V233L129 230L128 228L131 227H136L138 225H136V223L134 224L132 221H129V219L132 218V212L130 210V212L126 215L128 216V219H123L122 221L117 220L114 221L113 225L109 226V231H111L110 235L108 236V239H106L104 242L103 238L102 240L98 239V238H93L90 237L89 235H87V231L81 229V226H84V222L83 220L80 219L79 217H71V213L67 210H64L63 208L55 207L50 205L48 208L44 207ZM63 207V206H62ZM67 207V206H66ZM65 207V208H66ZM127 207V206H126ZM164 208V204L161 205V208ZM172 207V206H171ZM180 207V206H179ZM23 208V207H22ZM143 208V207H142ZM158 208V207H157ZM168 208V206L166 207ZM182 208V206L180 207ZM229 208V207H228ZM247 206H238L237 209L238 211L242 212V214H245V210H246ZM7 209L11 210H17L16 213L19 214H23L24 216H26L27 218L30 219L31 223L33 224V227L30 226H25L23 224H18L19 221L18 220H13V219H9L10 216H12V214L9 215H5L4 211H6ZM74 209V208H73ZM177 209V208H176ZM183 209V208H182ZM184 209H186L184 207ZM186 209V210H187ZM79 210V208H78ZM85 211L87 209H84ZM134 212V209H132ZM195 210H192L193 213ZM199 210V209H198ZM128 211V210H126ZM169 211V210H168ZM175 211V209H174ZM185 211V210H184ZM190 211V210H189ZM188 211V212H189ZM236 211V210H235ZM76 212V211H75ZM173 212V210H172ZM191 212V211H190ZM196 212V211H195ZM198 212V211H197ZM196 212V213H197ZM223 212V211H222ZM225 212V211H224ZM248 212V211H247ZM14 213V212H13ZM77 213V212H76ZM192 212L190 214L194 215ZM238 213V212H237ZM236 213V215H237ZM250 213V212H249ZM255 213V212H254ZM75 214V213H74ZM79 214V213H78ZM91 214V216H93ZM126 214V213H125ZM226 214V213H225ZM83 215V214H82ZM86 215V213H85ZM172 215V214H171ZM188 215V214H187ZM20 216V215H19ZM110 216V217H111ZM134 216V215H133ZM170 216V215H169ZM227 216V215H226ZM241 216V214H240ZM249 216V215H248ZM135 217V216H134ZM99 218V217H98ZM104 219L106 217H103ZM161 218V217H160ZM192 218V217H191ZM249 217H246V219H248ZM251 218V217H250ZM255 218V217H254ZM103 219V220H104ZM193 219V218H192ZM259 219V218H258ZM115 220V219H113ZM161 220V219H158ZM249 220V219H248ZM27 221V220H26ZM101 221V220H100ZM111 221V220H110ZM157 221V220H156ZM219 221V220H218ZM250 221V220H249ZM256 221L257 220L256 218ZM262 221V220H261ZM28 222V221H27ZM113 222V221H112ZM160 222V221H159ZM174 222V221H171ZM169 222V223H171ZM179 221H175L176 225H180L183 226V224L181 225V223H178ZM223 222V221H222ZM225 222V221H224ZM223 222V223H224ZM255 222V221H252ZM29 223V222H28ZM94 224V222H92ZM89 224L87 222V224ZM103 223V222H102ZM163 224V222H161ZM174 223V225H175ZM189 223V222H187ZM187 223L185 224V226L187 225ZM220 223V222H219ZM221 223V224H223ZM240 223V220H239ZM256 223V222H255ZM254 223V225H255ZM30 224V223H29ZM86 224V225H87ZM191 224V223H190ZM214 224V223H213ZM220 224V225H221ZM261 224L258 225L260 227L259 229V233L256 231H252L255 232L254 234L258 233V237L260 232L262 233V237L264 238V223H259ZM31 225V224H30ZM104 225V224H103ZM107 225V224H106ZM193 225V224H192ZM196 225V224H195ZM208 225V223H207ZM206 225V226H207ZM211 225V224H210ZM219 225V224H218ZM250 225V224H249ZM253 227V224H251ZM257 225V224H256ZM62 228L63 230H66V232L62 235H60L59 237L58 234L56 237H52V238H48L45 237L43 238V236L41 235V230H55L57 227ZM95 226V225H94ZM161 226V225H160ZM191 226V225H190ZM222 226V225H221ZM88 227V226H86ZM91 227V226H90ZM96 227V226H95ZM104 227V226H103ZM163 227V226H162ZM199 227V226H198ZM201 227V226H200ZM209 227V226H208ZM218 227V226H216ZM215 227V228H216ZM226 227V226H225ZM258 227V228H259ZM144 228V227H143ZM142 228V229H143ZM187 228V227H186ZM190 228V227H189ZM207 228V227H206ZM214 228V229H215ZM220 228V227H219ZM256 228V226H255ZM254 228V230H255ZM83 230V231H79L75 234H73L72 232L70 233V231H74V230ZM211 229V228H210ZM223 229V228H221ZM219 229V230H221ZM57 230V229H56ZM55 230V231H56ZM59 230V229H58ZM61 230V229H60ZM58 231L61 232V231ZM75 230V232H76ZM94 230V229H92ZM100 230V229H99ZM107 229H105L106 231ZM189 230V229H188ZM243 230V229H242ZM104 231V232H105ZM180 231V230H179ZM184 231V230H183ZM226 231V230H225ZM224 230H221L217 233H213V235L208 236L206 238H201L200 237V242H202V244H204V246L209 250V252L213 253L216 257L219 258L218 260V264H264V260L261 258L264 256H262V253L264 251H261L260 247H254L251 245H246L242 244L241 241H238L236 244V241L233 239V236L227 235L226 236V232ZM251 231V230H250ZM251 231V232H252ZM54 232V231H53ZM91 232V231H90ZM130 232V231H129ZM181 232V231H180ZM242 232V231H241ZM43 233V232H42ZM57 233V232H56ZM55 233V234H56ZM62 233V232H61ZM89 233V232H88ZM93 233V232H92ZM107 233V232H106ZM156 233V232H154ZM175 233V232H174ZM229 233V232H228ZM44 234V233H43ZM91 234V233H90ZM94 234V233H93ZM98 234V233H97ZM103 234V232H102ZM171 234V233H170ZM208 234V233H206ZM205 234V235H206ZM7 235H12L15 237L17 244L13 245V244H8V242L5 240ZM49 235V234H48ZM51 235V233H50ZM54 235V234H53ZM96 235V234H95ZM106 236V234H103ZM102 235V236H103ZM160 235V234H159ZM11 236V237H12ZM47 236V235H46ZM104 236V237H105ZM173 236V235H172ZM191 236V234H190ZM204 236V235H203ZM239 236V235H238ZM244 236V235H243ZM28 237V236H27ZM164 237V236H162ZM167 237V236H166ZM175 237V236H174ZM173 237V238H174ZM192 237H195L192 235ZM199 237V236H198ZM9 238V237H8ZM7 238V239H8ZM48 238V239H46ZM138 238V237H136ZM146 238V237H145ZM190 238V237H189ZM196 238V237H195ZM237 238V237H236ZM260 238V239H261ZM105 239V238H104ZM141 239V238H138ZM155 239V238H154ZM194 239V238H193ZM135 240V239H134ZM167 240V239H166ZM238 240V239H236ZM243 240V239H241ZM249 240V239H247ZM144 241V238L142 239L141 242ZM172 239L169 240V242H171ZM197 241V239L195 240ZM250 241V240H249ZM249 241L248 244H249ZM254 241V240H252ZM33 242V241H32ZM136 242V240H135ZM139 242V241H137ZM145 242V241H144ZM159 242V241H158ZM168 242V241H167ZM257 242V241H256ZM263 242V241H262ZM131 243V242H130ZM156 243V242H154ZM161 243V242H160ZM159 243V244H160ZM145 244V243H144ZM158 244V245H159ZM162 244V243H161ZM166 244V243H165ZM164 244V245H165ZM172 244V242L170 243ZM193 244V243H192ZM253 244V242L251 243ZM255 244V243H254ZM34 245V244H31ZM54 245V246H55ZM115 245V244H114ZM112 244V246H114ZM257 245V244H256ZM263 245V244H262ZM47 246V245H45ZM50 246V245H49ZM157 246V245H155ZM161 246V245H160ZM260 246V245H259ZM264 246V245H263ZM43 247V245H42ZM106 247V248H105ZM35 248V246H34ZM37 248V247H36ZM38 248H40L38 246ZM45 248V247H44ZM53 248V247H51ZM55 249L58 247H54ZM111 248V247H109ZM114 248V247H112ZM140 248V247H139ZM32 249V247H31ZM30 249V250H31ZM43 249V248H42ZM41 249V250H42ZM181 249V248H180ZM26 250V251H25ZM60 250V249H59ZM98 250V251H97ZM179 250V249H178ZM34 251V250H33ZM36 251V250H35ZM140 251V249H139ZM195 251V250H194ZM30 252V251H28ZM62 252V251H61ZM179 252V251H178ZM197 252V250H196ZM37 253V252H36ZM44 253V252H43ZM67 253V252H66ZM126 253V254H125ZM261 253V254H260ZM135 254V253H134ZM149 254V253H148ZM147 254V255H148ZM196 253H194L195 255ZM65 255V254H64ZM67 255V254H66ZM69 255V254H68ZM73 255V254H72ZM79 255V254H78ZM193 255V254H191ZM44 256V255H43ZM55 256V255H54ZM71 257V255H69ZM150 256V254H149ZM184 256V255H183ZM198 256V255H197ZM201 256V255H200ZM205 256V255H204ZM67 257V256H66ZM83 257V258H84ZM160 258L162 256H159ZM178 257V256H177ZM182 257V256H181ZM189 257V256H187ZM65 258V257H64ZM68 258V257H67ZM79 258V257H78ZM81 258L80 255V259ZM152 254H151V257ZM156 258V257H154ZM183 258V257H182ZM194 257H192L193 259ZM70 259V258H69ZM85 259V260H86ZM126 259V260H125ZM187 259V258H186ZM190 259V258H189ZM203 259V258H202ZM206 259V258H204ZM56 260V259H54ZM126 261V262H122V261ZM157 260V259H156ZM163 260V259H162ZM178 261L180 260L179 257L177 259ZM49 261V260H48ZM71 261V260H70ZM120 261V262H118ZM155 261V260H153ZM152 261V262H153ZM158 261V260H157ZM156 261V262H157ZM167 261V260H166ZM181 261V260H180ZM58 263V260L56 261ZM63 263V261H61ZM75 262V261H74ZM80 262V261H79ZM86 262V261H85ZM84 262V263H85ZM139 262V263H140ZM161 262V261H160ZM167 262H170V260H168ZM172 262V261H171ZM205 262V261H204ZM57 263H53V264H57ZM65 263V262H64ZM69 263V262H68ZM67 263V264H68ZM155 263V262H154ZM153 263V264H154ZM159 263V262H158ZM157 263V264H158ZM162 263V262H161ZM173 263V262H172ZM185 263V262H184ZM206 263V262H205ZM204 263V264H205ZM59 264V263H58ZM72 264V262H71ZM75 264V263H74ZM169 264V263H168ZM177 264H182V263H177ZM186 264H203V261L200 260L199 256L195 258V260L191 261H187Z\"/></svg>", "mask_w": 264, "mask_h": 264}]
</instances>
